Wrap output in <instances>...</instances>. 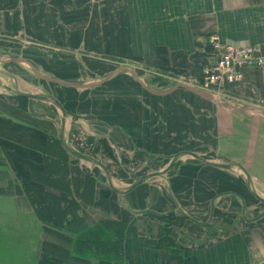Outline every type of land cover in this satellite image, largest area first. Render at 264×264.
Masks as SVG:
<instances>
[{"label": "crops", "instance_id": "obj_1", "mask_svg": "<svg viewBox=\"0 0 264 264\" xmlns=\"http://www.w3.org/2000/svg\"><path fill=\"white\" fill-rule=\"evenodd\" d=\"M212 32L264 57V0H0L1 58L72 82L116 71L80 87L0 62L11 216L59 225L68 244L47 241L82 264H168L166 242L171 264H264V113L121 70L167 90L201 75ZM242 74L222 98L264 108V63Z\"/></svg>", "mask_w": 264, "mask_h": 264}, {"label": "rangeland", "instance_id": "obj_2", "mask_svg": "<svg viewBox=\"0 0 264 264\" xmlns=\"http://www.w3.org/2000/svg\"><path fill=\"white\" fill-rule=\"evenodd\" d=\"M25 64V63H24ZM31 73L34 71L25 64ZM6 69H8L5 66ZM0 69H4L0 63ZM15 73L21 69L17 66L11 69ZM35 75V73H34ZM5 202H0V264H28L35 261L36 264H82L79 259H73L71 253L65 251L60 245L56 246L47 241V236L58 237L68 244L69 238L65 232L60 231L57 224H49L46 228L38 220L27 215L12 217ZM170 243L166 242V251L163 259L179 263L181 260L179 251L173 252Z\"/></svg>", "mask_w": 264, "mask_h": 264}, {"label": "built area", "instance_id": "obj_3", "mask_svg": "<svg viewBox=\"0 0 264 264\" xmlns=\"http://www.w3.org/2000/svg\"><path fill=\"white\" fill-rule=\"evenodd\" d=\"M214 50L211 59L202 65L201 75L185 79L199 89L222 97L226 85L242 79V69L247 66H262L264 57L255 43H237L223 38L218 32L209 35Z\"/></svg>", "mask_w": 264, "mask_h": 264}, {"label": "water", "instance_id": "obj_4", "mask_svg": "<svg viewBox=\"0 0 264 264\" xmlns=\"http://www.w3.org/2000/svg\"><path fill=\"white\" fill-rule=\"evenodd\" d=\"M0 62L3 63H7V62H22L25 63L27 65H29V67L36 73L37 76L41 77V78H45V79H49L52 81H56L65 85H70V86H92L96 83H99L100 81H104L107 80L108 78H110L116 71H112L110 73H108L106 76H104L103 78L97 80V81H92V82H72V81H67V80H63L60 79L58 77H54V76H50V75H45L41 72V70L30 60L24 58V57H17V58H13V59H4L0 57ZM121 70H127L129 72H131L135 78L142 83L148 90H150L151 92L154 93H160V94H164V93H168L174 89H176L177 87L183 86L186 87L196 93H199L205 97H208L214 101H216L217 103L223 105V106H227L230 108H234V109H241V110H258L264 113V108L261 106H256V105H242V106H237L234 105L232 103H230L229 101H227L226 99L219 97L217 95H214L208 91H205L203 89H199L189 83L183 82V81H177L173 86H171L169 89L167 90H156L153 88H150L139 76V74L137 72L134 71V69L132 68H128V67H122Z\"/></svg>", "mask_w": 264, "mask_h": 264}, {"label": "trees", "instance_id": "obj_5", "mask_svg": "<svg viewBox=\"0 0 264 264\" xmlns=\"http://www.w3.org/2000/svg\"><path fill=\"white\" fill-rule=\"evenodd\" d=\"M12 127V126H11ZM18 129H20L21 131H27L28 129H26V128H19V126H18ZM24 134H25V132H24ZM30 136H32V137H36V138H39V139H41L40 141H42L43 139H44V135L43 134H41V133H39V132H37V131H35V132H31V134H30ZM88 177V176H87ZM26 189H28V187H26ZM182 256V255H181ZM180 258H182V257H180ZM87 262V261H86ZM99 264H114V263H111V262H109V261H107V260H100V263ZM117 264V263H116Z\"/></svg>", "mask_w": 264, "mask_h": 264}]
</instances>
